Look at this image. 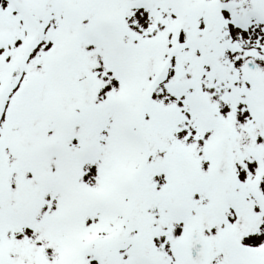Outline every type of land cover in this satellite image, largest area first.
<instances>
[{"label": "snow or ice", "instance_id": "obj_1", "mask_svg": "<svg viewBox=\"0 0 264 264\" xmlns=\"http://www.w3.org/2000/svg\"><path fill=\"white\" fill-rule=\"evenodd\" d=\"M0 264H264V0H0Z\"/></svg>", "mask_w": 264, "mask_h": 264}]
</instances>
